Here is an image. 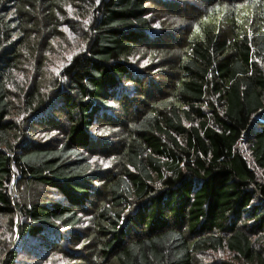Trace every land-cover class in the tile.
<instances>
[{
	"label": "trees",
	"instance_id": "obj_1",
	"mask_svg": "<svg viewBox=\"0 0 264 264\" xmlns=\"http://www.w3.org/2000/svg\"><path fill=\"white\" fill-rule=\"evenodd\" d=\"M70 7L80 43L43 84ZM0 219L45 259L264 264V0H0Z\"/></svg>",
	"mask_w": 264,
	"mask_h": 264
},
{
	"label": "rangeland",
	"instance_id": "obj_2",
	"mask_svg": "<svg viewBox=\"0 0 264 264\" xmlns=\"http://www.w3.org/2000/svg\"><path fill=\"white\" fill-rule=\"evenodd\" d=\"M65 11L66 15L64 14V16L62 17L67 16L73 21L72 23L75 31L71 33L69 29L62 28V33H64V35L68 38V41L64 43L57 42L59 40L55 41L54 53L49 54L48 64L46 63L48 72L45 73L43 77V84H49V81L52 79V77L58 75L59 70L58 67H55V65H57L59 62H64L70 56L71 51L74 50L80 43L79 39L82 36L81 28L84 27L83 23L81 22V15H79L75 9L73 10L72 7L65 9ZM134 63L137 65L140 63V69H150L151 74H156L153 61L142 59V55L138 60H135ZM29 68L30 66H28V69ZM28 78H30V73L29 75L27 74L23 78H20V80L23 79V82L26 83L28 81ZM125 86L127 89L126 91L129 92L132 85L127 84ZM17 110L19 111L18 113ZM14 114H19V116L17 117H20V108H17ZM121 114L122 113L116 114V116H119ZM109 129L110 126L101 125V128L96 130V133L99 136L98 139H100L99 141L101 142H99V144H97V146L95 147V151L98 152L91 153L92 155L90 154L92 162L94 161V163H98V165L100 167L103 166V168L112 167V165L110 164L112 162V158H105L100 154V152L104 153L105 151V154H107L109 152V149L115 146L114 139L109 134ZM52 133L53 132H51V134ZM46 139H48V137L43 136V140ZM100 147L102 148L98 150ZM240 147L243 151L244 148L246 149L245 145H240ZM16 221L17 223L20 222V220L18 219H16ZM84 225H88L87 222H84ZM44 239L46 238L40 236L30 237L23 242L22 246H19L21 242H19L20 239L18 238L16 230L12 231L11 225L7 223V219H0V263L5 253L4 250L11 245L14 247H17L18 245L19 247H21V253L19 259L17 260V264H102L100 259L98 260V262H94L93 260H91V254L88 253V250H84L82 252V255L85 256L84 260L80 261L78 259H73L74 252L76 253V251L80 247V244H78L79 246H77L71 243H63L64 239L61 241V245L63 243V247L58 251H50V256L45 259L44 255L48 252L46 246L49 244H42L45 241ZM46 240L49 242L50 239ZM66 245L69 246V250H67L68 247ZM64 247L66 250L64 249ZM233 259L234 258H231L229 253L226 251L209 252L200 256L199 264H227L233 262ZM109 264H116V262L111 261Z\"/></svg>",
	"mask_w": 264,
	"mask_h": 264
}]
</instances>
